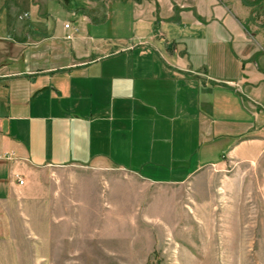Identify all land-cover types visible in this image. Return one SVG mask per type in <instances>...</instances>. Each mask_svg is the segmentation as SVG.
Masks as SVG:
<instances>
[{
  "label": "crops",
  "instance_id": "1",
  "mask_svg": "<svg viewBox=\"0 0 264 264\" xmlns=\"http://www.w3.org/2000/svg\"><path fill=\"white\" fill-rule=\"evenodd\" d=\"M70 1L0 0L2 235L37 197L40 169L182 183L264 151V32L242 0Z\"/></svg>",
  "mask_w": 264,
  "mask_h": 264
},
{
  "label": "rangeland",
  "instance_id": "2",
  "mask_svg": "<svg viewBox=\"0 0 264 264\" xmlns=\"http://www.w3.org/2000/svg\"><path fill=\"white\" fill-rule=\"evenodd\" d=\"M242 3L249 25L264 32V0ZM57 15L62 27L66 16ZM251 120L230 129L245 131ZM35 176L37 197L11 219L8 235L0 233V264H264V151L204 167L182 183L80 166ZM10 211L19 217L17 205Z\"/></svg>",
  "mask_w": 264,
  "mask_h": 264
},
{
  "label": "built area",
  "instance_id": "3",
  "mask_svg": "<svg viewBox=\"0 0 264 264\" xmlns=\"http://www.w3.org/2000/svg\"><path fill=\"white\" fill-rule=\"evenodd\" d=\"M64 27L67 28V29H69V28H74L76 31L78 30V28H77V27H73V25H72L70 22H66V23L64 24ZM69 37H70V35H69ZM19 183H20V184H23V183H24V180L19 179Z\"/></svg>",
  "mask_w": 264,
  "mask_h": 264
}]
</instances>
